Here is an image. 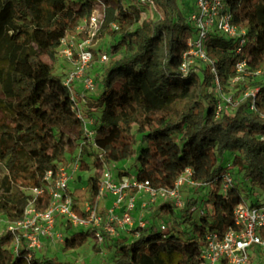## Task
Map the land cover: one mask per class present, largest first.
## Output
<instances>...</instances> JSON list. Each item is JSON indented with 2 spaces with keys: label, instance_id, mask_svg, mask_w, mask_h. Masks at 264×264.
Listing matches in <instances>:
<instances>
[{
  "label": "trees",
  "instance_id": "trees-1",
  "mask_svg": "<svg viewBox=\"0 0 264 264\" xmlns=\"http://www.w3.org/2000/svg\"><path fill=\"white\" fill-rule=\"evenodd\" d=\"M38 1L0 0V93L8 112L0 121V162L12 169L23 155L31 164L28 179L34 187L42 184L47 170L77 149L80 158L94 149V173L71 193L79 213L80 203L92 201L98 191L103 163L134 157L132 174L157 189L172 188L189 168L194 181L207 183L198 221L191 217L196 197L187 198L177 211L165 202L161 208L190 222V228L173 224L162 232L152 224L138 236L117 239L110 264H199L205 235L234 226L233 210L245 190L242 182L248 180L264 194V78H247L244 86L255 89V95L243 97L233 115L222 112L216 117L217 99L206 91L213 84L209 69L186 76L179 72L192 34L179 0H154L159 12L155 19H141L140 9L124 0H106L93 39L117 37L112 45L116 57L95 83L99 92L93 106L99 114L93 119L95 134L88 140L53 63L65 31L86 20L96 2L51 0L43 18ZM227 2L234 24L246 30V41L236 53L238 44L232 39L215 33L207 40V55L224 86L237 75L235 62L241 56L249 72L264 68V0ZM228 161L235 182L222 192L221 175ZM8 182L7 176L0 180L6 192ZM28 199L15 193L0 200L9 221L22 216ZM47 203L44 194L35 206L43 209ZM90 237L94 238L92 230H78L65 237L63 249H77ZM13 238L11 232L0 235V264H72L33 256L28 262L25 249L11 251Z\"/></svg>",
  "mask_w": 264,
  "mask_h": 264
},
{
  "label": "built area",
  "instance_id": "built-area-1",
  "mask_svg": "<svg viewBox=\"0 0 264 264\" xmlns=\"http://www.w3.org/2000/svg\"><path fill=\"white\" fill-rule=\"evenodd\" d=\"M126 1L129 5L140 9L141 15L149 8L156 9L154 0ZM182 3L192 34L187 40L186 50L181 55L179 72L182 76H186L191 71L207 67L213 76V84L215 87H219L216 70L207 55V40L211 35L219 34L236 41L238 47L235 52L241 53V47L246 41V30L234 24L233 14L227 0H192L189 5L187 0H182ZM102 18L95 4L89 17L83 20L85 39L74 45L71 39L63 35L57 51L66 59L75 62V70L62 81L70 91L71 109L82 123L83 134L88 140H91L95 134L94 120L85 119L71 85L75 79L82 76L94 60V54L88 45L96 34ZM111 25L113 28L116 27L113 23ZM108 60L109 57L106 54L99 56V62ZM247 71L246 58L241 56L235 62L237 75L234 78H239ZM249 73L264 78V68ZM83 84L87 91L94 90L95 82L92 79L84 78ZM84 95L82 94V96ZM254 95L255 90H250L245 92L244 97H253ZM233 103L229 98L223 104L217 100L215 116L218 117L223 108H227ZM77 150L79 151V149ZM107 165V163H103L99 169V186L94 199L81 202L80 213L73 205L72 188L70 187L79 168L78 161L71 163L66 160L59 163L53 170H47L43 175L42 184L30 188L29 199L23 209L22 216L17 220L7 222L5 232H11L14 236L10 245L11 251L17 254L18 250L25 249L27 251L26 259L29 262L30 257H37L45 245V240L48 239V242H51L58 237L55 232L58 222H64L65 226L80 230H92L97 243H102L104 240V235L99 227L112 233V225H115L119 229L129 231L131 236H138L141 229L150 226L145 220L135 221L132 216L136 209L138 194L145 193L151 200H154L159 194H165L173 207H182L184 203L179 199L178 186L183 181L203 188L207 187V183L192 179L189 168H186L177 178L172 188L157 189L147 181L138 180L132 173L118 175ZM232 173L231 162L228 161L227 167L221 175L222 192H225L227 187L235 182ZM44 194L48 198V203L43 209H38L35 203L37 198ZM105 198L110 202L109 207H102ZM248 200L249 198L241 193L240 200L233 210L234 226L222 233L212 231L205 235L204 240L200 243L199 264H255L254 261L259 255H264V200ZM116 210L120 211L119 216H116ZM158 228L162 232L167 230L165 224H160ZM60 241L63 242L64 239H60Z\"/></svg>",
  "mask_w": 264,
  "mask_h": 264
},
{
  "label": "rangeland",
  "instance_id": "rangeland-1",
  "mask_svg": "<svg viewBox=\"0 0 264 264\" xmlns=\"http://www.w3.org/2000/svg\"><path fill=\"white\" fill-rule=\"evenodd\" d=\"M50 2L51 0L38 1V5L41 9L43 18L47 15ZM95 2L96 6L99 9L101 17H103V8L106 4V0H95ZM124 2L127 1L124 0ZM187 2L189 5L191 4L192 0H187ZM179 4L181 5L182 9H184L182 0H179ZM157 16H159L158 10L149 8L145 13L141 15V19H155ZM64 36H66V38L68 39H71L74 42V45L84 40V21H81V23L75 30L71 32L65 31ZM117 40V37H113L108 34L100 38H92L88 46L94 54V60L90 64V66L86 68L82 76L75 79V81L71 85L78 106L80 107V110L82 111L86 120L95 119V117H98L99 111L93 106V103L99 91L96 87H94V90L92 91H87L84 88L83 79L88 77L92 79L96 84L99 83L100 77L103 75L104 71L110 67V64L116 57V53H113L112 45H114ZM102 54L108 55L109 60L106 62H99V56ZM75 67V62L66 59L62 56V54L57 52L55 62L53 63L54 74L60 75L62 79H64L72 71L75 70ZM247 78H253V75H250L248 71L241 75L239 78L230 79V84H227L225 86L220 84L219 87H215V85L212 84V86H209L206 91L212 93L217 100L221 101V104H223V102L228 98L232 102H234L232 105L227 108H223L222 110L224 114L233 115L238 103L243 99L245 92L255 90L253 88L250 89L244 86V83L247 82ZM82 94L85 95L82 96ZM1 99L2 95L0 93V121L6 119L8 116V112L4 110L2 106ZM69 135L71 137H74L72 136V133H69ZM77 151L78 150H76L73 155L68 156L66 159L71 163H73L74 161H78L79 163V168L76 171L75 178L70 185L72 191L75 187H84L88 176L92 175L95 170V150L91 148V154L82 158L78 156ZM134 165L135 161L134 157H132L127 161L110 163L107 166L114 173L120 170H125L128 173H133ZM30 167V162L26 161V158L23 155H20L18 157V161L12 169L5 166L4 162H0V180L3 176H7L9 180L8 192H6L0 185V200L3 199V197L10 198L15 193L24 195L30 194L31 187L29 184L30 181L28 179ZM232 175L235 176L234 173H232ZM242 186L245 189L243 193H248V195L245 194L249 198L248 201H251L250 199L264 200V194L260 193L257 187L251 184L248 180H244L242 182ZM206 191L207 188L193 185L186 181H183L178 186L179 199L183 203L189 197H196L198 199L196 207L191 211V217L193 221H198L199 219L200 212L203 208L201 199L204 198ZM165 202L169 203V199L165 194L157 195L154 200H151L150 197L145 193L138 194L136 197V209L133 211L132 216L135 221L145 220L149 225L153 224L156 227H158L160 224H165L167 227L166 232L169 231L171 227H173V224L176 228L179 227L181 229H189L191 224L190 222H184L183 219L179 218L177 214H169L163 208H161V205ZM109 206L110 202L107 198H105L102 207ZM180 208L181 207L174 206L173 209L177 211ZM115 214L116 216H119L121 213L119 210H116ZM8 221L9 220L7 219L5 213L2 211V207L0 206V235L5 232ZM112 227V233L99 227L104 235V240L102 243H97L93 237H90L81 247L77 249L65 250L63 249V242H61L60 239H65L66 236H70L80 229L75 227L72 228L71 226H65L64 222H58L55 228V232L58 237L51 242H48V239L47 241L45 240V245L39 251L37 257L53 258L55 260L69 262L72 264H110L114 255L113 246L117 239H121L123 237H131V233L129 231L121 228L119 229V227L115 225H112ZM254 262L255 264H264V255H259V257Z\"/></svg>",
  "mask_w": 264,
  "mask_h": 264
}]
</instances>
